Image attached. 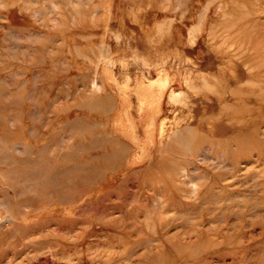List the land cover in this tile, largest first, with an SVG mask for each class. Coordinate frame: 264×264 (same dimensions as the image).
<instances>
[{
  "label": "rangeland",
  "instance_id": "rangeland-1",
  "mask_svg": "<svg viewBox=\"0 0 264 264\" xmlns=\"http://www.w3.org/2000/svg\"><path fill=\"white\" fill-rule=\"evenodd\" d=\"M0 264H264V0H0Z\"/></svg>",
  "mask_w": 264,
  "mask_h": 264
},
{
  "label": "bare ground",
  "instance_id": "bare-ground-1",
  "mask_svg": "<svg viewBox=\"0 0 264 264\" xmlns=\"http://www.w3.org/2000/svg\"><path fill=\"white\" fill-rule=\"evenodd\" d=\"M161 127V126H160Z\"/></svg>",
  "mask_w": 264,
  "mask_h": 264
}]
</instances>
